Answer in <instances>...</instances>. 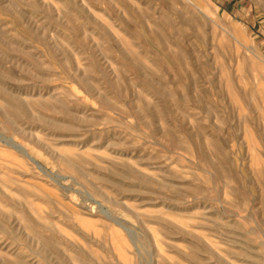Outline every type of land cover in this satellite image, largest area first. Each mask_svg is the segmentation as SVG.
I'll list each match as a JSON object with an SVG mask.
<instances>
[{"label":"rangeland","instance_id":"rangeland-1","mask_svg":"<svg viewBox=\"0 0 264 264\" xmlns=\"http://www.w3.org/2000/svg\"><path fill=\"white\" fill-rule=\"evenodd\" d=\"M0 264H264V0H0Z\"/></svg>","mask_w":264,"mask_h":264}]
</instances>
